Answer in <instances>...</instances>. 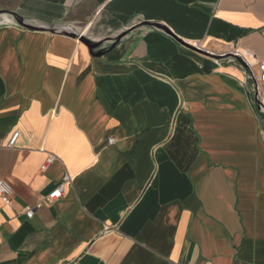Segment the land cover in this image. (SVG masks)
Returning <instances> with one entry per match:
<instances>
[{
    "label": "crops",
    "instance_id": "1",
    "mask_svg": "<svg viewBox=\"0 0 264 264\" xmlns=\"http://www.w3.org/2000/svg\"><path fill=\"white\" fill-rule=\"evenodd\" d=\"M1 10L103 53L8 14L0 26V179L13 188L11 204L0 198V264H264V113L244 76L245 61L258 74L264 60V0Z\"/></svg>",
    "mask_w": 264,
    "mask_h": 264
},
{
    "label": "built area",
    "instance_id": "2",
    "mask_svg": "<svg viewBox=\"0 0 264 264\" xmlns=\"http://www.w3.org/2000/svg\"><path fill=\"white\" fill-rule=\"evenodd\" d=\"M245 61V60H244ZM246 67L244 68V76L246 83H254V87H249V91L254 94L256 104L258 109L264 113V60L258 62V74H255L251 66L245 61ZM18 133H15L10 141V145H14ZM114 139H110V142H113ZM56 156L54 154H49L46 161L42 165V171L47 170L50 164L54 162ZM72 181V177L66 173L61 184L52 192L44 197L45 203H52L56 199H59L64 194L65 184ZM13 188L6 180L0 179V198L4 204L9 205L12 202ZM38 205H27L24 207L22 213L25 214L28 218H31Z\"/></svg>",
    "mask_w": 264,
    "mask_h": 264
},
{
    "label": "water",
    "instance_id": "3",
    "mask_svg": "<svg viewBox=\"0 0 264 264\" xmlns=\"http://www.w3.org/2000/svg\"><path fill=\"white\" fill-rule=\"evenodd\" d=\"M7 14L8 15H11L14 17L15 21L14 22H11V24H14V25H17V26H21V27H24L26 29H29V30H37V31H52V32H59L61 34H64V35H68L70 37H74V38H77L79 39L80 41L84 42L91 54L93 57H99L102 55L103 51H95L99 46H100V42H92L90 41L88 38H86L85 36H82V35H79L78 33H75V32H71V31H68V30H65V29H62V28H58V27H38V26H35V25H32L30 23H27L25 21V19L21 16H19L17 13L15 12H10V11H6V10H1L0 11V26H5L7 24H10V22H7L6 20V17H7ZM7 22V23H6ZM153 26L157 27V28H160V29H163L166 33H168L170 36H172L176 41H178L179 43L191 48V49H194V50H197L199 52H202V53H205V54H208L210 56H212L213 58H216V59H219V58H228V57H233V55H214V54H211L209 52H206L202 49H200L199 47H196V46H193V45H189L188 43H186L185 41L179 39L178 37H176V35L174 33H172V31H170V29H168L167 27L163 26V25H160V24H152ZM121 38V36H118L116 37V42L119 41Z\"/></svg>",
    "mask_w": 264,
    "mask_h": 264
}]
</instances>
